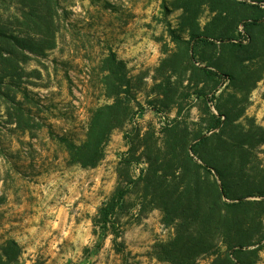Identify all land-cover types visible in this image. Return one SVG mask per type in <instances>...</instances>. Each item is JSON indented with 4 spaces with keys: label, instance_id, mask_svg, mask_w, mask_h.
I'll return each mask as SVG.
<instances>
[{
    "label": "rangeland",
    "instance_id": "374dc122",
    "mask_svg": "<svg viewBox=\"0 0 264 264\" xmlns=\"http://www.w3.org/2000/svg\"><path fill=\"white\" fill-rule=\"evenodd\" d=\"M239 1L0 0L6 31L33 49L16 53L20 77L0 86V244L20 245L13 264H169L154 247L174 233L163 204L210 202L216 178L187 155L211 137L213 115L229 114L215 130L228 147L246 143L228 154L233 193L264 188V20L245 31L260 13ZM112 54L124 68L112 69ZM112 103L102 156L82 166L68 144ZM219 142L202 153L229 161L213 154ZM128 183L118 247L95 220ZM245 200L264 232V196ZM245 249L248 264H264V240Z\"/></svg>",
    "mask_w": 264,
    "mask_h": 264
},
{
    "label": "trees",
    "instance_id": "16d2710c",
    "mask_svg": "<svg viewBox=\"0 0 264 264\" xmlns=\"http://www.w3.org/2000/svg\"><path fill=\"white\" fill-rule=\"evenodd\" d=\"M245 1L239 2L246 4ZM251 1L254 4L248 5L256 8L260 15L250 22L243 23L245 31L248 26H259L260 23L257 21L264 20L263 0ZM1 20L0 17V86L5 84L7 79L20 77L17 73V70L20 69V61L17 59L16 53L20 50H33L24 43L25 40L22 36L14 34V32L8 33ZM199 41L205 40L200 38ZM237 46L241 45L237 44ZM109 62L114 70L124 68L123 62L116 60L113 54L109 58ZM203 71L209 75L218 76L215 71L207 67H204ZM114 107L115 103H112L95 109L85 140L78 145L72 142L68 144L69 155L74 161L79 162L82 166H91L101 158L102 146L110 132L111 111ZM213 118L210 136L220 137L219 146L214 148L213 154L215 156L223 155L229 161L224 159L221 162H216L202 153L201 148L211 139L209 136L200 135L196 138L198 140L191 144L192 156L187 155L189 160L197 168L212 173L216 180L208 204L198 197L195 203L190 200L187 206L181 205L179 208L169 209V201L165 200L163 204L164 221L166 224H172L174 233L167 240L157 242L154 247L157 257L169 264H199L202 259H209L207 264H248L242 257L247 252L245 248L264 240L261 217L244 208L248 202H251L245 198L264 196V188L254 187L239 194L232 191V187L238 179L233 174V168L236 165L230 161L228 154L232 153L234 148H243L246 143L241 139L235 147H228L227 138L221 137L215 130L228 122L229 114L223 112L219 116L213 115ZM259 130L264 134L263 129ZM219 131H223V129H219ZM241 135L244 136V134ZM259 142H264V135L261 136ZM193 156L196 158L194 159ZM242 170H246L244 165L240 168L241 173ZM129 184L131 183L119 187L114 192L110 200L99 208L95 220V226L98 227L102 236L111 230L114 243L118 247L120 244L116 239L119 233L114 227L113 216L116 209L123 204L125 195L129 191ZM259 203H264V201H259ZM20 253L21 247L15 240L4 241L0 244V264H13Z\"/></svg>",
    "mask_w": 264,
    "mask_h": 264
}]
</instances>
